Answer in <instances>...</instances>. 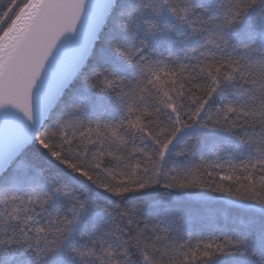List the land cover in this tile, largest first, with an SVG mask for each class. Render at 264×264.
<instances>
[{
  "label": "snow or ice",
  "instance_id": "snow-or-ice-1",
  "mask_svg": "<svg viewBox=\"0 0 264 264\" xmlns=\"http://www.w3.org/2000/svg\"><path fill=\"white\" fill-rule=\"evenodd\" d=\"M0 264H264V0H0Z\"/></svg>",
  "mask_w": 264,
  "mask_h": 264
},
{
  "label": "trees",
  "instance_id": "trees-1",
  "mask_svg": "<svg viewBox=\"0 0 264 264\" xmlns=\"http://www.w3.org/2000/svg\"><path fill=\"white\" fill-rule=\"evenodd\" d=\"M173 191H174V194H175L177 197H181L182 193H181L180 190H173ZM192 191H202V192H204L207 196H210V197H217V196L220 195L219 193L210 192V191L207 190V189H203V190H192ZM204 235H207V232H205Z\"/></svg>",
  "mask_w": 264,
  "mask_h": 264
}]
</instances>
